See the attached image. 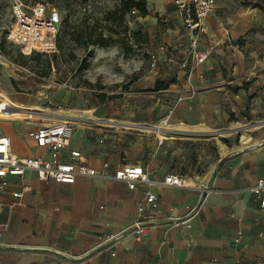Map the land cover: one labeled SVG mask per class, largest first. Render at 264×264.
<instances>
[{"label": "crops", "instance_id": "1", "mask_svg": "<svg viewBox=\"0 0 264 264\" xmlns=\"http://www.w3.org/2000/svg\"><path fill=\"white\" fill-rule=\"evenodd\" d=\"M216 4L201 36L210 58L191 73L179 65L191 59L173 0H147L149 15L139 21L166 16L165 25L146 29L152 52L130 66L124 62L130 80L115 99L68 110L76 112L69 115L74 136L60 154L67 161L70 151H80L96 173L105 164L109 175L137 165L155 181L175 174L187 186L129 190L106 177L67 185L33 173L7 176L10 188L0 192V264H264V191L252 192L264 180V129L249 131V144L236 149L231 140L211 143L212 151L209 142L185 138L264 122V11L244 0ZM162 46L168 52L161 56ZM40 127L13 123L0 137L11 139L18 157H41L46 151L30 137ZM21 185L29 190L15 199L11 192ZM147 191L156 202L141 219L138 204ZM140 220L151 228L137 238Z\"/></svg>", "mask_w": 264, "mask_h": 264}, {"label": "rangeland", "instance_id": "2", "mask_svg": "<svg viewBox=\"0 0 264 264\" xmlns=\"http://www.w3.org/2000/svg\"><path fill=\"white\" fill-rule=\"evenodd\" d=\"M21 1L28 5L43 3L56 7L63 18L68 12H71L72 16L67 23H62L57 39L58 54L27 56L19 47L7 40V34L13 23L11 13L13 0H0V102L23 103L27 107H35L37 111L57 116L34 119L0 118V133L10 124L23 123V121L36 125L58 123L66 116L76 114L68 110L78 104L90 102L94 105L97 102H104L101 96H115L116 92L125 91L127 87L125 83L130 79L129 76L124 75V62L129 63L130 66L132 60L146 56L147 51L152 52L153 47L148 42L146 29L156 23L166 24V16L159 13H153L147 22L139 21L136 16L127 15L124 25L126 28L104 22L107 13L119 8L121 0ZM244 2L253 7L264 8V0H244ZM83 16L89 17L91 25L97 23L99 28L104 29L105 36L112 37L115 44L107 48L92 46L85 50L74 41L73 34L81 30L77 20ZM115 18H120V14ZM107 28H112L113 33ZM137 33L141 34V39L138 41L133 37ZM102 92H107L108 95ZM255 125L223 126L213 131L185 135V138L209 142L212 151L215 147L211 143L218 142L221 146L224 141L231 140L233 145L231 149H236L249 144L243 141L245 137H250L249 131L255 128L264 129Z\"/></svg>", "mask_w": 264, "mask_h": 264}, {"label": "built area", "instance_id": "3", "mask_svg": "<svg viewBox=\"0 0 264 264\" xmlns=\"http://www.w3.org/2000/svg\"><path fill=\"white\" fill-rule=\"evenodd\" d=\"M177 12L183 20L185 38L189 49L187 59L180 62L182 69H189L193 73L196 68L206 64L210 58V51L201 48V36L206 33L205 20L216 10V0H173ZM11 13L13 23L7 34V40L19 47L29 56L32 54H58L57 39L62 26V15L53 6L43 3L25 4L21 0H13ZM136 10L131 12L132 16ZM168 48L162 46L158 55H165ZM155 58V57H154ZM189 97L194 90L188 91ZM181 96L178 101H183ZM2 102H0L1 104ZM264 127V122L260 123ZM256 124V125H260ZM260 127V128H261ZM74 136V123L70 117H65L58 123L41 125L39 129L31 132L30 137L36 145L46 151L45 156L36 158H21L12 153L11 139L7 136L0 137V192L4 193L10 188L7 176L23 178L27 173H33L41 181H54L60 184L73 185L78 178L106 177L127 184L129 190H135L139 184L146 186L159 185L166 187L187 186L186 180L175 174H168L163 180L155 181L150 178L143 167L137 165H124L113 175L106 174L109 165H104L103 172L96 173L83 162L80 151L72 150L68 160L62 161L60 154L63 152ZM29 188L25 185L11 192L15 199H22ZM264 191V180H259L252 192L261 196ZM156 202V196L147 191L145 197L138 204V212L142 219ZM264 206V200H262ZM151 227L140 220L134 224L133 234L139 238L147 233Z\"/></svg>", "mask_w": 264, "mask_h": 264}, {"label": "trees", "instance_id": "4", "mask_svg": "<svg viewBox=\"0 0 264 264\" xmlns=\"http://www.w3.org/2000/svg\"><path fill=\"white\" fill-rule=\"evenodd\" d=\"M261 8L264 11V8L261 6H256ZM133 10L137 11L135 15L138 17H146L149 15L147 10V0H121L119 8L113 12L106 14L104 22L111 23L112 25H117L120 28L125 27V19L127 15H131ZM120 14V18L116 19L115 16ZM72 16L71 12H68L64 18L62 17V23H67L68 19ZM134 16V17H135ZM80 31L73 34V40L80 44L85 50L89 49L92 46H98L102 48H107L115 44V40L112 37H106L104 34V29L99 28L97 23L90 24L89 17L83 16L77 20ZM126 28V27H125ZM108 31H113L112 28H107ZM127 31V30H126ZM113 33V32H112ZM136 38V41L141 39V34L137 33L133 36ZM59 48V45H58ZM37 54V53H35ZM104 101L113 100L115 96H101Z\"/></svg>", "mask_w": 264, "mask_h": 264}, {"label": "bare ground", "instance_id": "5", "mask_svg": "<svg viewBox=\"0 0 264 264\" xmlns=\"http://www.w3.org/2000/svg\"><path fill=\"white\" fill-rule=\"evenodd\" d=\"M44 112V111H43ZM40 111H37L35 107H27L24 105H18V104H8L2 102L0 104V118L2 119H34V118H41V117H51V116H57L55 114L50 113H43ZM93 116V115H92ZM73 120V119H72ZM84 120V119H83ZM88 120V119H87ZM88 122V121H87ZM165 122V121H164ZM116 123V122H115ZM110 124H114L110 122ZM117 124V123H116ZM140 125V124H139ZM123 126V125H122ZM130 126V125H129ZM157 126V125H156ZM171 126V125H170ZM134 127V126H133ZM137 127V126H136ZM156 128V127H155ZM152 129V128H151ZM153 131V130H152ZM177 132V131H176ZM182 132V131H181ZM219 132V131H218ZM244 132H248V130H244ZM158 133V132H157ZM168 133V132H167ZM170 133V132H169ZM179 133V131H178ZM239 133V132H238ZM193 135V133H192ZM243 137V136H242ZM251 140L250 137H245L243 141L245 143H249Z\"/></svg>", "mask_w": 264, "mask_h": 264}]
</instances>
